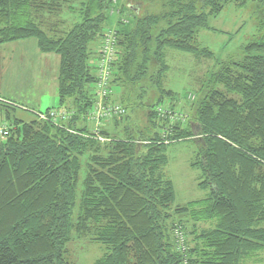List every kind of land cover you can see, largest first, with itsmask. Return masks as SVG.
Segmentation results:
<instances>
[{
    "label": "trees",
    "instance_id": "16d2710c",
    "mask_svg": "<svg viewBox=\"0 0 264 264\" xmlns=\"http://www.w3.org/2000/svg\"><path fill=\"white\" fill-rule=\"evenodd\" d=\"M66 1L0 0V45L34 38L39 51L59 56L58 106L36 113H69L61 123L36 113L24 121L12 115L13 101H3L0 118L3 112L9 133L0 140V264H75L67 249L73 235L105 246L93 264L253 261L264 250V27L241 58L218 62L211 86L193 104V119L172 128L166 140L158 132L116 136L85 123L97 97L93 48L111 21V0H84L79 20L56 37L30 21L32 7L61 10ZM249 1L156 0L160 11L143 10L126 24L118 18L109 90L119 89L112 96L124 105L118 104L122 125L145 82L158 93L146 110L148 122L156 120L155 105L174 100L175 92L163 86L166 49L213 58L198 42L199 29H212L208 19L226 4ZM110 95L106 104H117ZM117 118L110 120L118 124ZM190 138L200 140L191 166L210 193L173 207V185L161 172L165 152L170 143Z\"/></svg>",
    "mask_w": 264,
    "mask_h": 264
},
{
    "label": "rangeland",
    "instance_id": "374dc122",
    "mask_svg": "<svg viewBox=\"0 0 264 264\" xmlns=\"http://www.w3.org/2000/svg\"><path fill=\"white\" fill-rule=\"evenodd\" d=\"M83 1L68 0L63 3L61 10H54L52 9L53 6L50 7L47 4L44 7H32L29 16L30 21L49 36L56 37L79 20L77 10ZM154 2L156 0H111V6L108 8L111 21L107 27H115V19H118L119 16L121 22L126 24L135 15L143 14V10H147L149 13L160 11L159 5ZM67 6H72L73 9L67 8ZM121 8L122 13L117 14ZM208 25L212 29H199L197 38L202 47H206L213 53V58L195 57L191 53L166 49V62L169 68L164 76L163 86L174 91L175 98L172 100L166 97L163 102L159 103L158 106L165 110L152 112L156 118L155 122H148L146 110L156 101L158 93L150 83L145 82L147 87L143 91L142 97L134 100V104L126 110L128 117L123 125H129L134 130L123 127L122 122L125 116H122L117 118L118 124H115L114 120H109L108 123L103 122L106 124L105 128L109 134L123 136L126 131L137 138L141 135L152 136L158 132L166 140V137L173 132L172 128L178 125L184 126L189 120H192L193 104L195 105L200 94L211 86L210 72L218 69V62L220 61L230 58L228 61H232L241 58L245 44L259 36V27H264V0L249 1L244 6L230 2L217 16H211L208 19ZM93 51H97V49L94 47ZM57 58L58 55L55 53L43 55L34 38L1 44L0 111L5 109L2 106L3 101L11 100L17 106L12 115L29 121L35 117L37 110L44 111L48 107L58 106L56 92ZM118 90V87H112L114 93ZM135 94L128 96L132 98ZM109 100L124 108L123 103L115 99V95L112 96V92ZM158 106L155 105V108ZM158 123H163L164 128ZM0 124L9 125L3 112L1 113ZM196 141L200 143L199 139ZM196 141L194 138H190V140L173 142L166 149L167 161L161 172L173 185L175 191L173 207L204 199L210 193L209 185H198L200 171L191 166V161L196 153ZM173 218H178V215H173ZM186 226L189 228V224ZM200 226H204V224ZM67 249L69 260L75 264H93L106 251L104 245L91 242L88 237H77L76 235H73ZM243 264H264V250L258 252L253 261L249 260Z\"/></svg>",
    "mask_w": 264,
    "mask_h": 264
},
{
    "label": "built area",
    "instance_id": "2783aa9c",
    "mask_svg": "<svg viewBox=\"0 0 264 264\" xmlns=\"http://www.w3.org/2000/svg\"><path fill=\"white\" fill-rule=\"evenodd\" d=\"M116 31L113 28H107L102 36L99 45L97 46L96 53L98 54L97 57V80H96V87H97V95L102 98L106 99L109 94V75L111 73V64L117 57L118 49L116 46ZM165 110L161 106L157 107V110ZM124 113V109L114 103L110 104H102L99 103L96 105L89 114H87V119L89 121L94 122L96 126L99 125L101 120H110L115 116L120 117ZM38 119L40 120H48L51 119L54 122L61 123L69 118V113L64 110H50L48 113H36ZM8 128L5 124H0V140L5 139L8 136ZM101 141L104 139L99 138Z\"/></svg>",
    "mask_w": 264,
    "mask_h": 264
},
{
    "label": "crops",
    "instance_id": "0c3cea01",
    "mask_svg": "<svg viewBox=\"0 0 264 264\" xmlns=\"http://www.w3.org/2000/svg\"><path fill=\"white\" fill-rule=\"evenodd\" d=\"M120 17V16H119ZM118 17V18H119ZM117 21V19H115V22ZM122 21V20H121ZM116 24V23H115ZM106 29L107 28H113V29H115L116 28V26L114 27V26H111V27H105ZM104 28V29H105ZM105 29V30H106ZM104 30V31H105ZM26 40V39H25ZM16 42V41H15ZM13 43V42H12ZM95 52V51H94ZM43 55L45 54V55H49L50 53H42ZM95 54H96V52H95ZM95 56V55H94ZM57 60H58V65H59V56H58V58H57ZM163 80H164V78H163ZM109 88H110V84H109ZM165 88V87H164ZM166 89V88H165ZM170 90V89H169ZM56 92H57V76H56ZM112 91H111V89H110V93H111ZM174 92V91H173ZM115 95V94H114ZM106 101L107 100H104V99H102V98H100L98 95H97V97H96V102H95V105H94V107L96 106V105H98L99 103H102V104H106ZM114 102V101H113ZM48 108H50V107H48ZM51 108H55V107H51ZM39 111H41V110H39ZM120 117H122V116H120ZM119 117V118H120ZM105 122H110L109 120L108 121H105ZM85 123L90 127V129L91 130H102L103 129V127H104V129H106L105 128V126H106V124H99L98 126H96L95 124H92V122L90 123V121L89 120H87V119H85Z\"/></svg>",
    "mask_w": 264,
    "mask_h": 264
}]
</instances>
